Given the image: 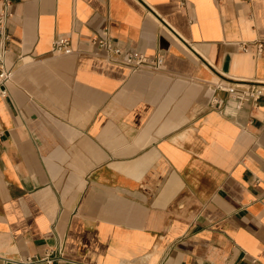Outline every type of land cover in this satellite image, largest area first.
<instances>
[{"label":"crops","instance_id":"0c3cea01","mask_svg":"<svg viewBox=\"0 0 264 264\" xmlns=\"http://www.w3.org/2000/svg\"><path fill=\"white\" fill-rule=\"evenodd\" d=\"M7 31L0 264H264V98L211 106L264 82V0H12Z\"/></svg>","mask_w":264,"mask_h":264},{"label":"built area","instance_id":"2783aa9c","mask_svg":"<svg viewBox=\"0 0 264 264\" xmlns=\"http://www.w3.org/2000/svg\"><path fill=\"white\" fill-rule=\"evenodd\" d=\"M12 0H0V39L2 44L9 39L7 31V23L11 16ZM93 42L99 50L105 52L109 58L118 63L129 66L133 70L142 68H151L154 70L160 69L163 65L164 58L162 55H158L155 58H149L143 52L138 50L123 51L119 48L114 39L108 35L107 32L103 36H95ZM244 50H247V45H243ZM264 48V44L258 42V50L261 52ZM54 50L60 53H71L73 51L71 40L69 38H60L55 42ZM11 70H2L0 72V86L5 85L11 78ZM218 88L225 90L228 93V97L225 99L214 98L212 102V108L223 111L230 101L238 104L252 103L254 107H258L261 99L264 98V82L250 83V82H237L232 81L228 84H219ZM1 94L5 96L7 90H1ZM62 256L61 250L55 252H48L45 256L34 259L28 258L24 264H36L37 262L43 264H54L55 260Z\"/></svg>","mask_w":264,"mask_h":264}]
</instances>
